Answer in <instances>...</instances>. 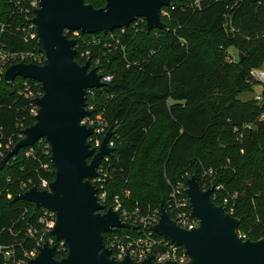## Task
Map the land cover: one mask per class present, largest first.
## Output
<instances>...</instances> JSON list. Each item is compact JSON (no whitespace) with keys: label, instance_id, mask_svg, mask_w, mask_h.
<instances>
[{"label":"trees","instance_id":"trees-1","mask_svg":"<svg viewBox=\"0 0 264 264\" xmlns=\"http://www.w3.org/2000/svg\"><path fill=\"white\" fill-rule=\"evenodd\" d=\"M29 1L0 0L5 25L0 37L9 50L36 44L17 31L25 23L18 6ZM87 1L102 7L101 0ZM162 9L168 11L162 14L164 29L148 32L145 24L130 25L124 31L80 32L77 40L78 62L81 45L101 52L118 48L110 62H103L104 69L121 71L117 81L94 88L97 98L109 99L102 105L116 128L114 154L100 165L108 174L106 205L120 195L127 207L160 208L161 201L167 206L170 182L196 174L203 186V171L212 169L211 179L223 186L220 195L238 193L233 216L240 219L239 233L263 238L264 120L259 117L264 102L239 96L254 90L258 83L250 72L264 62V0H204L201 7L194 0H172ZM230 47L239 50L237 62L228 61ZM24 81L18 77L10 86L0 76V148L12 149L24 137L22 130L35 122ZM43 144L20 149L0 169V244L18 252L32 248L27 229L38 224L42 207L15 196L32 186L44 189L43 181L55 178Z\"/></svg>","mask_w":264,"mask_h":264},{"label":"water","instance_id":"water-1","mask_svg":"<svg viewBox=\"0 0 264 264\" xmlns=\"http://www.w3.org/2000/svg\"><path fill=\"white\" fill-rule=\"evenodd\" d=\"M33 19L39 50L44 63L19 62L11 65L4 76L12 86L18 77L40 83L42 95L35 99L38 113L35 122L24 128V135L0 160V169L20 149L45 140L50 148V162L55 178L48 188L32 186L15 196L56 213L52 235L65 241L67 254L57 258V246L45 242L29 264H158L154 256L136 261L130 255L117 259L106 246L104 235L115 228L133 229L112 206L101 203L99 188L93 179L99 176L102 161L112 156L110 146L114 127L106 132L101 145L93 147L89 138L94 129L82 123L91 114L88 90L106 85L91 60L80 64L77 40L70 31L84 34L107 33L129 27L138 17L146 20V29H164L162 8L172 0H105L99 8L84 0H38ZM241 58L243 56L240 54ZM191 214L199 226L185 229L171 217L164 201L154 231L185 249L186 262L168 260L162 264H264V237L244 239L238 231L240 219L213 199V187L203 189L196 174L186 180Z\"/></svg>","mask_w":264,"mask_h":264},{"label":"built area","instance_id":"built-area-1","mask_svg":"<svg viewBox=\"0 0 264 264\" xmlns=\"http://www.w3.org/2000/svg\"><path fill=\"white\" fill-rule=\"evenodd\" d=\"M203 1L204 0H194V3L196 6L201 7ZM18 4L21 5V1H18ZM37 8H39L38 0H30L24 7L18 6V10L25 16V23L20 25L17 28V31L23 33L24 40L26 42H36L31 49L9 50L0 37V76H5L7 69L15 63H36L39 65L44 63L45 55L39 50L36 25L33 21L36 16L35 10ZM142 24L146 25L145 18L138 17L131 25L139 26ZM0 25L1 32H3L5 25L1 22ZM124 28L125 27L122 28V31H124ZM250 75L254 81L263 87V90L261 93L256 95L255 99L259 102H264V69L262 67L254 68L251 70ZM24 80V86L26 88L25 95L32 98L31 113L35 116L38 113V106L35 99L42 95L40 83L34 80L35 84L33 85L29 81L33 79ZM94 92V89L88 90V94L90 95L94 94ZM87 108L91 111V114L85 117L82 123L93 127L94 134L89 138V142L95 141V147L98 148L110 127L106 122H97V120L92 117V108L90 106H87ZM244 127L252 128L253 124H245ZM114 129L116 130L115 127ZM22 135L23 133L20 134V136ZM39 142H45V140H40ZM113 143L114 142L111 140L110 146H114ZM45 144L48 152H50L49 146L46 142ZM30 153L33 154V152L29 151L27 152V155H31ZM4 155L5 153L3 154L0 152V160ZM109 158L110 156L106 157L105 160L108 161ZM212 174V169L203 171L202 177L205 178L204 185L202 186L203 189L213 187L214 201L215 199H219L221 201V204L219 205L225 206L227 208V212L233 215L235 213L236 198L238 197V193L234 192L223 196L220 195L219 191L223 189V186L214 183L213 179H211ZM107 175L108 174L105 168L99 167V176L93 179V183L99 188L100 201L106 206V208H108L106 205L107 191L105 190L104 182ZM189 176L191 175L186 174V176H183L182 179H179L174 183L170 182L171 192L166 206L171 217L178 225L185 229H193L199 226V220L191 214L190 201L186 192V180ZM48 186L49 182L44 180L42 187L46 189ZM25 187L26 185L24 184L23 188ZM124 195L125 197H128L130 195V191H125ZM111 206L114 210L119 212L124 222L135 226L133 229L115 228L113 231L107 233V236L110 237V239H106V246L112 249V254L116 256L117 259H123L124 256L130 255L136 261H142L149 256H154V260L158 264H162L168 260L178 262H186L188 260L183 247L154 231L153 227L160 219V209L151 221H148L147 218L140 217V208H137L134 212L129 210V208L124 205L120 195H116L114 197L113 204ZM55 223L56 213L46 207H42V214L39 217L38 224L31 225L27 229L28 236L34 239L32 248L18 252L14 246H5L0 244V264H29L30 259L39 254L40 247L45 242H48L50 245H56L57 252L67 254V245L65 241L62 240L58 242L52 235ZM125 230L131 231L133 235H130V233L123 234L122 232ZM241 236L244 239L247 238L245 234H241Z\"/></svg>","mask_w":264,"mask_h":264},{"label":"rangeland","instance_id":"rangeland-1","mask_svg":"<svg viewBox=\"0 0 264 264\" xmlns=\"http://www.w3.org/2000/svg\"><path fill=\"white\" fill-rule=\"evenodd\" d=\"M84 1L87 4H91L87 0H84ZM100 4H101V6H104L105 5V1L101 0ZM167 13H168V11L166 9H162V14L163 15H166ZM69 33L71 35L70 36L71 38H74L76 40L81 39V35H80L79 31H70ZM142 33H143V31H142ZM106 46L109 48L108 44H106ZM104 47H105V44H104ZM76 49H77V47H76ZM117 49H115V50H110V49L109 50H105L104 49V51L101 52L96 47H89V45H87V44L86 45H81L80 48H79L80 57H81L79 63L80 64H84L87 60H91V68L97 67L98 71L101 74H103V80L106 83H115L117 81L116 72L118 74H121V71H119L116 67H113V68H110L109 70H106V69L103 68V66H104L103 62H105V61L107 63L110 62V58L115 55L114 52H116ZM227 52H228V56H229V59H228L229 62L233 63V62H237V60H239V50L237 48L230 47V48L227 49ZM135 62H136V60H135ZM116 65H117V63L115 62L114 66H116ZM261 67L264 69V62L261 65ZM262 90H263V87L260 86L259 84H257V85L254 86V90L252 92L245 91L244 93L240 94L239 98L242 101L255 99L256 95L261 93ZM110 97H113V95H110ZM90 99H91V101H90V103H88L89 104L88 106H90L92 108V111H93L92 117L94 119H96L97 122H106L109 125V127H111L112 126V120L107 117V113H108L107 108H106L107 106L103 107V105H102L103 103H105L107 105L108 102H109V99L97 98L95 92H94V94L90 95ZM259 120H264V113L261 114V116L259 117ZM90 143H91V145L93 147L96 146V142L95 141H91ZM43 145H45V148H46V144H43ZM113 145H114V143H113ZM8 148H9L8 146H6L5 148L1 146L0 152L4 154L5 153L4 149L9 150ZM47 182H49V181H47ZM128 208L132 212L137 210V208H140V213H141L140 217L147 218L148 221H151V219L157 214V212L160 209L159 206L154 207V206H151L150 204L142 205V206L138 205V204H131L130 207H128ZM122 233L123 234L130 233V235H133L131 231H126V230L123 231ZM104 237H105V235H104ZM106 239L109 240L110 237L106 236L105 237V241H106ZM58 255L61 256V258L63 256H65V255H61V253L57 252V255H56L57 258H58Z\"/></svg>","mask_w":264,"mask_h":264}]
</instances>
